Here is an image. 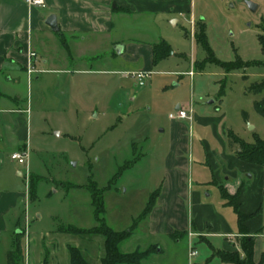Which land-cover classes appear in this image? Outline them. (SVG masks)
Listing matches in <instances>:
<instances>
[{
	"label": "rangeland",
	"instance_id": "1",
	"mask_svg": "<svg viewBox=\"0 0 264 264\" xmlns=\"http://www.w3.org/2000/svg\"><path fill=\"white\" fill-rule=\"evenodd\" d=\"M248 2L258 9L251 11ZM177 20V25L169 18L159 20L162 37L176 54L150 72L139 71L136 64L116 69L129 73L125 76L43 73V67L38 66L25 95L28 101L24 107L30 120L26 165L11 160L10 145L4 151L0 148V177L9 179L13 189L26 194L28 185L30 193L32 174L28 182V167L38 182L35 197L29 196V201L20 197L18 202L16 212L23 216L24 229L28 215V233L21 241L24 262L17 264H44L46 260L48 264H68L71 247L78 248L88 264L101 263L103 237L58 232L63 225L83 229L98 225L91 193L84 188L90 182L103 191L105 213L101 217L108 226L124 231L139 220L138 230L122 244L123 252L146 251L152 244L163 249L157 253V248H149L152 253L145 264H195L198 259L199 264H225L214 253L240 246L236 214L220 188L221 181L225 183L230 177L233 183L234 178L223 175L216 182L205 147L209 145L218 155L223 148L231 152L230 131L248 143L255 142V135L264 140V117L254 108L256 101L264 99V92L249 91L252 84L264 80V66H240L237 62L264 63L260 43L264 0H192V11ZM198 23L206 24L215 58L238 69L226 71L218 63L207 61L209 53L196 41ZM42 41V57L49 56L61 65L59 56L69 52L70 41ZM97 49L93 56L106 52ZM94 65L96 68L98 63ZM44 67L53 69L51 65ZM191 71L194 76L189 75ZM139 72L147 76L144 86L132 76ZM189 105L194 115L192 124L171 120L177 106ZM204 118L212 119L209 125L200 123ZM173 123L187 129L191 154L185 158L193 168L191 187L200 192L201 203L212 208L202 213L204 228L200 236L204 239L199 235L190 240L186 235L177 239L163 234L150 236L149 223L141 218L152 193L161 192ZM255 168L260 172L238 168L237 172L244 182L261 187L264 166ZM259 195L264 208L262 188ZM190 242L198 252L191 262ZM5 247L1 245L0 264H8Z\"/></svg>",
	"mask_w": 264,
	"mask_h": 264
},
{
	"label": "crops",
	"instance_id": "2",
	"mask_svg": "<svg viewBox=\"0 0 264 264\" xmlns=\"http://www.w3.org/2000/svg\"><path fill=\"white\" fill-rule=\"evenodd\" d=\"M45 2L44 7L38 8L29 6L26 0H0V148L4 151L10 145L12 153L24 150L28 157L30 120L24 105L28 101L25 98L26 91L36 74L29 73L32 63L36 70L40 66L43 67L41 69L43 73L56 74L122 73L125 76L129 73L116 69L130 68L133 64L139 66V71L150 72L153 66H156L153 46L165 40L160 32L159 20L169 18L177 25L179 23L177 18H185L192 11V0H45ZM52 15L57 19V32L52 31L46 24ZM51 33L55 35L53 38ZM44 38L70 41L69 52L66 51L65 55L59 56L61 65L56 60L51 61L48 55L46 59L42 57L39 46ZM97 48L106 50L105 54L93 56L92 53L95 49L98 50ZM110 49L112 52L109 53ZM31 51L37 53V60H31ZM174 54L176 53L172 51L170 57ZM95 62L98 63L96 68ZM45 65H51L53 69H45ZM191 72H188L189 75ZM35 81H40V78H35ZM184 108L191 111V120H171L188 121L192 124L194 121L192 108L190 105ZM202 120L200 123L206 126L212 119ZM186 131L183 125L172 124L161 192L154 209L143 218L149 223L147 234L150 236L174 234V239H177L181 235H186L189 240L200 236L204 228L202 213L206 209L212 210L211 206L201 203L200 192L191 187L193 168L190 160L185 158L186 154H191ZM205 152L216 182L221 181L223 175L229 174L233 177V183L229 182L230 177L225 183L220 182L232 196L242 187L238 201L241 211L246 215H252L247 226L250 234L255 237L254 261L256 264H264V208L259 195L261 188L264 191V183L260 187L259 183L254 186L250 181L244 182L237 172V168L242 172L253 170L260 172L255 167L262 166L246 163L235 156L233 151L227 152L225 148L218 155L206 145ZM221 168L223 171H220ZM27 169L29 170V167ZM30 173L34 175L32 171H29ZM18 175L22 177L21 173ZM29 196L28 185L27 193L24 194L13 189L9 179L0 177V252L3 244L6 246V255L13 249L15 236L20 235L21 241L24 236V219L16 210L20 197H26L29 201ZM138 228L139 224L134 233ZM200 237L204 239L203 236ZM236 237L238 242L241 237L239 228ZM190 245L192 246L191 242ZM151 247L157 248V253L163 251L158 244H152L146 250ZM223 251L239 252L243 255L239 245ZM193 258L189 257V261L191 262ZM198 260L195 264H199Z\"/></svg>",
	"mask_w": 264,
	"mask_h": 264
},
{
	"label": "trees",
	"instance_id": "3",
	"mask_svg": "<svg viewBox=\"0 0 264 264\" xmlns=\"http://www.w3.org/2000/svg\"><path fill=\"white\" fill-rule=\"evenodd\" d=\"M206 24L198 23L196 41L204 46V48L209 53V58L207 61L218 63L226 71H232L239 68L235 64H228L222 61H219L215 58L214 53L211 51V48L208 43L207 34H206ZM260 43L262 51L264 53V35L260 36ZM172 47L165 40H162L160 43L153 46V55H154V64L157 65L161 61L170 57L172 53ZM240 66L246 65L250 66H264L263 62H253L251 64H244L239 62ZM239 65V64H238ZM251 93L260 94L264 92V80L252 84L249 87ZM255 111L264 117V99L261 101H256L254 103ZM244 116L246 114L244 113ZM229 148L235 153V155L242 161L255 164L259 166H264V140L261 139L258 135H255V142L248 143L243 139L239 138L233 131H230L228 134ZM36 176H30V196L33 199L37 190ZM70 187H75L72 184ZM83 187V186H78ZM84 188L88 189L92 196V204L95 209V217L98 222V225L91 229L78 228L76 226L68 225L61 226L58 229V232L61 234H70L79 237L86 236H101L103 237L104 242V255L101 258L100 264H145V261H149L151 250L146 251H135L131 253H126L121 250V246L124 242L128 241L138 224L139 220H136L132 227L124 231H115L110 226H108L104 219L101 217L105 213V203L103 197V191L100 190L97 185L93 182H90ZM221 195L225 199L226 203L233 207L237 218H238V228L240 237V247L242 249L243 255L239 252H229L218 250L214 253V256L219 257L225 264H256L254 261V244L255 237L250 234L247 223L252 218V215H246L241 211V205L238 201L241 188L238 190L236 195H230L228 191L221 186ZM160 195L159 191L152 193L150 196L147 206L141 215V218L147 217L151 211L154 209L158 196ZM172 238H175V235H170ZM70 264H88L86 259L83 257L81 251L76 247L70 248ZM18 261L24 262L23 247L20 239V235H16L14 239V246L11 251L8 253V264H17ZM44 264H48L46 260Z\"/></svg>",
	"mask_w": 264,
	"mask_h": 264
},
{
	"label": "built area",
	"instance_id": "4",
	"mask_svg": "<svg viewBox=\"0 0 264 264\" xmlns=\"http://www.w3.org/2000/svg\"><path fill=\"white\" fill-rule=\"evenodd\" d=\"M26 3L29 6L38 7V8L44 7L46 5L45 0H26ZM37 57L38 56H37L36 52H33V51L30 52V58L32 61L37 60ZM35 72H37V70H36L35 65L32 63L30 66V69H29V73L32 74ZM190 75L192 76L193 72H191ZM132 76L134 78H136L139 86L145 85L147 76L144 72H139L136 74L134 73V74H132ZM170 118L171 119H181V120H183V119H190L191 120L192 119L191 111H188L187 109H185L183 107H179L175 114L170 115ZM27 159H28V153L24 150H19V151H16V152L11 154V160L16 161L19 165H23V166L26 165ZM26 176H27V180L29 182V176H30L29 170H28V173L26 174ZM26 223H27V226L24 229L25 234L28 233V216L26 217ZM191 236H192V234H191ZM197 254H198L197 249L195 247L191 246L189 248V257L193 258V257L197 256Z\"/></svg>",
	"mask_w": 264,
	"mask_h": 264
},
{
	"label": "water",
	"instance_id": "5",
	"mask_svg": "<svg viewBox=\"0 0 264 264\" xmlns=\"http://www.w3.org/2000/svg\"><path fill=\"white\" fill-rule=\"evenodd\" d=\"M247 4H248V7L250 8V10L253 12H255L258 9V5H256L253 2H248ZM46 24L51 28L52 31H55V32L58 31L56 16H54V15L50 16L47 19ZM211 103H213V102H211Z\"/></svg>",
	"mask_w": 264,
	"mask_h": 264
}]
</instances>
